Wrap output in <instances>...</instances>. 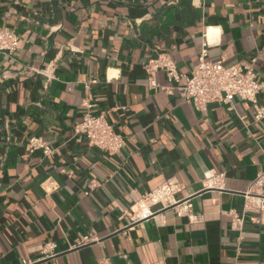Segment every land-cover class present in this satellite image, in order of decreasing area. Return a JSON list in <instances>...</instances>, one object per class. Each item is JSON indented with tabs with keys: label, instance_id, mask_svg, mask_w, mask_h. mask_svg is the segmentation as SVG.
<instances>
[{
	"label": "crops",
	"instance_id": "obj_1",
	"mask_svg": "<svg viewBox=\"0 0 264 264\" xmlns=\"http://www.w3.org/2000/svg\"><path fill=\"white\" fill-rule=\"evenodd\" d=\"M0 27L20 38L0 53V264H264V207H245L264 199L250 190L264 117L239 96L199 110L163 70L171 89L149 86L145 68L168 53L192 76L206 45L207 59L252 65L264 83V0H0ZM87 111L125 137L119 153L78 130ZM32 136L54 152L31 151ZM211 172L222 187H206ZM169 179L200 221L163 203L137 218Z\"/></svg>",
	"mask_w": 264,
	"mask_h": 264
},
{
	"label": "built area",
	"instance_id": "obj_2",
	"mask_svg": "<svg viewBox=\"0 0 264 264\" xmlns=\"http://www.w3.org/2000/svg\"><path fill=\"white\" fill-rule=\"evenodd\" d=\"M20 42L17 32L9 27H0V53L10 54L17 49ZM148 73V84L151 87L170 90V86L160 85L156 80V73L163 70L170 82L176 83V88L181 97L192 102L199 110H205L210 102L228 104L233 107L236 96L250 101L256 109V119L264 117V106L258 103V95L264 88V83L259 82L252 65L227 64L223 60L207 59V46L205 45L199 56L198 63L192 76L181 73L175 60L168 53H160L149 59L145 66ZM91 107V104H86ZM244 119V116L241 117ZM78 130L83 131L89 142L108 154H117L126 144L125 137L115 131L104 112L94 114L90 111L84 113ZM31 151L42 149L44 154L51 155L54 149L40 136H32L28 140ZM224 172H211L205 179L206 187H222ZM183 185L178 180L169 179L160 186L143 194L139 206L138 217H146L153 213L151 206L163 203L165 206L181 205L179 213L186 212L191 221H200V216L191 213L193 206L189 198L176 200ZM264 188V170L252 182L250 190ZM264 207V199L254 197L246 201L245 207ZM243 217L234 214L232 225L239 228ZM93 235H81L74 246H81L97 240Z\"/></svg>",
	"mask_w": 264,
	"mask_h": 264
},
{
	"label": "bare ground",
	"instance_id": "obj_3",
	"mask_svg": "<svg viewBox=\"0 0 264 264\" xmlns=\"http://www.w3.org/2000/svg\"><path fill=\"white\" fill-rule=\"evenodd\" d=\"M216 31L215 28H210L209 32H208V36H210V38H212L213 33Z\"/></svg>",
	"mask_w": 264,
	"mask_h": 264
}]
</instances>
